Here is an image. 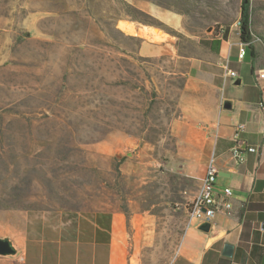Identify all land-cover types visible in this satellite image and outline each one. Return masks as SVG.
Listing matches in <instances>:
<instances>
[{
    "label": "rangeland",
    "instance_id": "rangeland-1",
    "mask_svg": "<svg viewBox=\"0 0 264 264\" xmlns=\"http://www.w3.org/2000/svg\"><path fill=\"white\" fill-rule=\"evenodd\" d=\"M242 2L0 0V237L22 251L46 227L123 213L131 236L133 221L145 229L143 261L170 264L198 194L177 159L191 65L179 55L204 56ZM251 2L264 43V0ZM135 26L152 43L170 34L179 55L142 56Z\"/></svg>",
    "mask_w": 264,
    "mask_h": 264
},
{
    "label": "crops",
    "instance_id": "crops-1",
    "mask_svg": "<svg viewBox=\"0 0 264 264\" xmlns=\"http://www.w3.org/2000/svg\"><path fill=\"white\" fill-rule=\"evenodd\" d=\"M135 27L142 41V56L179 55V45L170 34L163 43H152L141 34L145 27ZM223 31L217 35L210 32L204 56L179 55L191 63L185 86L190 102L183 103L184 125L175 133L181 176L194 181L199 192L215 158L219 170L216 192L221 200L224 189H231L232 210H222L209 233L200 231L199 224L188 215L178 252L170 264H264V112L260 107L264 79L259 77L264 70V43L253 38L246 57L240 59L239 29L235 25ZM225 67L237 72L238 77L226 79ZM226 102L231 103V109L224 108ZM238 124H244L245 131L236 143ZM236 146L245 157L243 163L234 157ZM251 147L262 150L250 153ZM130 227L136 235H130L123 213L110 212L94 214L69 228L46 227L42 238H28L19 244L21 264H148L140 246L145 229L135 221ZM227 244L234 247L232 257L223 255Z\"/></svg>",
    "mask_w": 264,
    "mask_h": 264
},
{
    "label": "built area",
    "instance_id": "built-area-1",
    "mask_svg": "<svg viewBox=\"0 0 264 264\" xmlns=\"http://www.w3.org/2000/svg\"><path fill=\"white\" fill-rule=\"evenodd\" d=\"M236 27L240 29L242 26L241 20H239L236 24ZM240 52L239 58L244 59L248 53V44L240 43ZM238 77L237 72L225 67V78L226 79H236ZM260 79H264V70L260 72ZM260 107L264 112V101L261 102ZM245 131L244 124H238L235 126L234 132V141L238 143L241 139V134ZM262 149H258L255 147H251L248 149L250 153H259ZM233 154L237 162L243 163L245 162V157L241 152L239 146H236L233 150ZM219 176V170L216 165L215 158H212L206 175L202 181V186L195 196V198L189 203L187 206L188 213L190 215V219L192 221L197 222L198 224L209 222L213 223L216 216L222 211L225 210L227 213L231 212L232 205L229 198L232 195V191L229 188L224 189L223 196L221 200L218 198L216 192V181ZM179 209V208H178Z\"/></svg>",
    "mask_w": 264,
    "mask_h": 264
},
{
    "label": "water",
    "instance_id": "water-1",
    "mask_svg": "<svg viewBox=\"0 0 264 264\" xmlns=\"http://www.w3.org/2000/svg\"><path fill=\"white\" fill-rule=\"evenodd\" d=\"M155 29L157 30L158 28ZM224 108L227 110L231 109V103L230 102L224 103ZM211 227H212L211 223L204 222L199 224L197 228L202 232L209 233ZM233 250L234 247L232 245L227 244L225 245L223 255L225 257H232ZM20 255H21V250L10 237H0V257L16 259Z\"/></svg>",
    "mask_w": 264,
    "mask_h": 264
},
{
    "label": "trees",
    "instance_id": "trees-1",
    "mask_svg": "<svg viewBox=\"0 0 264 264\" xmlns=\"http://www.w3.org/2000/svg\"><path fill=\"white\" fill-rule=\"evenodd\" d=\"M251 5L252 2L251 0H243L242 2V14H241V29H240V37H241V41L244 44H248L249 46L252 45V41L254 38V33H253V29H252V22H251ZM127 8V13H129V9L131 7L126 6ZM134 21H137L136 19H133ZM154 25L156 27H160L162 28V23L160 24H151ZM93 214V213H91ZM97 214V213H94Z\"/></svg>",
    "mask_w": 264,
    "mask_h": 264
},
{
    "label": "bare ground",
    "instance_id": "bare-ground-1",
    "mask_svg": "<svg viewBox=\"0 0 264 264\" xmlns=\"http://www.w3.org/2000/svg\"><path fill=\"white\" fill-rule=\"evenodd\" d=\"M119 27L124 32H133L134 31L132 24H129L127 22H121ZM152 34H153L154 39H158V38L162 37V34L158 30H153Z\"/></svg>",
    "mask_w": 264,
    "mask_h": 264
}]
</instances>
